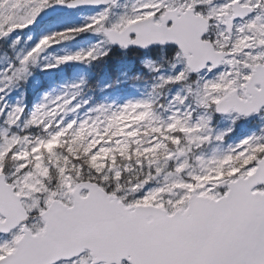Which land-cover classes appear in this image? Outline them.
Segmentation results:
<instances>
[{
    "label": "snow or ice",
    "instance_id": "6c2138e0",
    "mask_svg": "<svg viewBox=\"0 0 264 264\" xmlns=\"http://www.w3.org/2000/svg\"><path fill=\"white\" fill-rule=\"evenodd\" d=\"M82 34L40 69L147 51L149 95L0 104V264H264V0H0V93Z\"/></svg>",
    "mask_w": 264,
    "mask_h": 264
},
{
    "label": "rangeland",
    "instance_id": "374dc122",
    "mask_svg": "<svg viewBox=\"0 0 264 264\" xmlns=\"http://www.w3.org/2000/svg\"><path fill=\"white\" fill-rule=\"evenodd\" d=\"M87 15L85 12H74L68 14V23H81L84 22V17ZM36 39L35 35H32L29 39V31L25 30L20 34V45L30 46ZM96 37L92 34H82L77 36L74 40L64 41L61 44L54 45L42 54L37 65L31 69L30 75L26 80H22L14 85H11L3 95L4 99L0 100V104H7L9 107L15 104H21L24 107L25 114L28 113L35 104L42 102L45 94L49 98L59 95L61 93H67L71 95L76 93V99L72 101V105L80 103L81 107L74 113H68L67 118L71 119L73 116L79 117L85 111V109L94 107L97 104H106L116 106L124 103L128 99H135L141 97H147L150 92V86L152 81V74L147 69L148 78L147 81L142 82L141 88L134 89L132 93H120L118 89H113L108 92L109 82L106 88L102 92V95L91 96L87 98L81 93L84 85V76L89 72V67L92 63H69L61 64L54 69L41 70L39 65L52 62V56L62 55L68 51H75L77 49H86L90 43H92ZM133 78V77H132ZM138 82V79L135 78ZM144 81V79H141ZM79 83L78 88H73L72 85ZM176 91L175 86L169 90L168 94ZM163 99V98H162ZM86 101V103H85ZM72 105H69L71 107ZM251 125L241 124L238 125L233 133L231 139H239L241 136L247 134L251 130Z\"/></svg>",
    "mask_w": 264,
    "mask_h": 264
},
{
    "label": "trees",
    "instance_id": "16d2710c",
    "mask_svg": "<svg viewBox=\"0 0 264 264\" xmlns=\"http://www.w3.org/2000/svg\"><path fill=\"white\" fill-rule=\"evenodd\" d=\"M140 55L136 51L111 48L106 57L92 61L89 72L84 76L81 93L87 98L98 97L96 94L101 96L108 82V92L118 89L120 93L129 94L134 92V89L141 88V83L147 81L148 73L140 63Z\"/></svg>",
    "mask_w": 264,
    "mask_h": 264
},
{
    "label": "water",
    "instance_id": "95a60500",
    "mask_svg": "<svg viewBox=\"0 0 264 264\" xmlns=\"http://www.w3.org/2000/svg\"><path fill=\"white\" fill-rule=\"evenodd\" d=\"M173 46H174V45H173ZM113 47H118V46L113 45ZM174 47H175V46H174ZM140 51H141V50H140ZM123 261L129 263V262L126 260V258H122V262H123Z\"/></svg>",
    "mask_w": 264,
    "mask_h": 264
},
{
    "label": "flooded vegetation",
    "instance_id": "af4514ba",
    "mask_svg": "<svg viewBox=\"0 0 264 264\" xmlns=\"http://www.w3.org/2000/svg\"><path fill=\"white\" fill-rule=\"evenodd\" d=\"M123 264H127V263H123Z\"/></svg>",
    "mask_w": 264,
    "mask_h": 264
}]
</instances>
